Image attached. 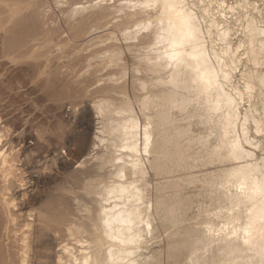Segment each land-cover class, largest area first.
<instances>
[{"label": "rangeland", "instance_id": "rangeland-1", "mask_svg": "<svg viewBox=\"0 0 264 264\" xmlns=\"http://www.w3.org/2000/svg\"><path fill=\"white\" fill-rule=\"evenodd\" d=\"M187 1L189 4L193 2V9L196 10L198 17L200 16L202 26L205 31L209 30L206 37L210 52L216 51L215 53L220 56V68L229 74L226 89L237 95L240 112L237 132L242 138L245 149L252 151L251 159L260 163V169L264 173V85L247 89L246 84L251 80L254 71L264 75V59L258 63L250 59L247 54V32L245 31L246 21L252 16L262 21L264 26V0ZM5 2L10 3L9 5L18 4L19 9L14 15ZM0 3V264H21V259L26 256L28 264H45L46 262V264H56L58 250L67 244L66 239L74 240V238L65 237L61 242L57 236L55 240L53 232L42 229V232H45L41 233L39 230L43 227V223L40 225V222L36 221L39 219L37 217L40 211L49 212L50 208L58 205L59 195L72 199L73 195L64 191L73 190L81 194L79 196L83 198L86 182L95 179L94 171L97 168H93L96 166L94 164L105 160L101 153V160L96 161L97 163L95 162L92 167H90L91 164H87L79 169L77 164L93 146L94 130L86 129L83 123L87 118L93 119L94 102L108 97L115 101L128 97L127 100L139 114L142 109L141 99L148 95L150 98L154 97L145 93L147 88L155 87L153 85L158 78L159 81L167 83L170 80L168 73L170 68H162L161 64L155 66L154 60L148 62V60L139 59L140 47L133 49L131 53L123 47L134 42L126 40L125 36L136 30L137 23L145 19L144 14H138L135 11L138 7L119 10V6H130L128 0L103 2L102 0H0ZM83 4L94 5V7L83 11L82 14L70 15L73 9L80 8ZM88 16L91 17L89 19L91 22L84 27V33H87L77 39L76 33L88 22L82 21V18L85 19ZM225 29L228 31V37L226 36L224 42L218 36ZM91 31L95 36L85 39ZM254 45L260 46L257 41ZM114 46L121 48L123 53L116 60L109 61L107 55ZM139 60L140 63L142 62L141 65L144 64L139 71H136L134 62ZM213 62L215 65L218 63L215 58ZM145 65L155 66L156 71L153 70L151 73V70L144 67ZM142 68L145 71H141ZM140 82L146 83L145 91L135 87ZM108 86L116 91H104V88ZM162 86H158V89ZM118 88H125L126 96ZM185 89L187 90L184 91ZM177 91L175 94L180 95L176 98L178 97L179 100L181 96V103L186 104L183 105V109L180 107L182 110L177 109L179 107L174 109H172L174 106L170 107L174 120L171 131L176 134L181 129L186 134L179 131L176 141L185 143L188 139L196 141L206 138L211 147H216L217 131L214 126L206 125L204 118L206 113L199 96L195 97V92L193 95L188 87L182 85L181 89L180 86L177 88ZM238 93L241 95L238 96ZM184 94L185 97H183ZM187 99L191 100L192 104L188 101L189 104ZM159 101V99L156 100L158 106L151 108V111H146L148 114L151 112L149 116L159 108ZM187 104L191 106H186ZM147 118L149 117L145 119ZM254 120L259 121L261 130H256ZM180 132L182 138H180ZM193 146V151L200 148L197 142L193 143ZM192 165L191 163L190 168L181 165L184 170L180 166L173 174L164 172L156 175L151 172L148 175L147 200L152 231L143 241V251L141 250L143 255L139 258L142 264H170L166 251L172 239L169 240L168 234L174 230L178 234L171 241L174 242L177 238L176 243L187 239L188 235L179 233L186 228L192 230L193 227L198 229L209 225L208 229L214 240L231 231L232 225L217 223V215L222 209L214 204L216 195L209 197L210 194L212 196L218 191V194L228 190L241 192L240 186H228L221 182L218 184L220 180L214 179L215 170L225 169L229 167V164L197 167ZM91 168L94 170L92 171ZM172 182H176L175 188L171 186ZM220 184L221 186L218 187ZM156 186H162V189L159 190L157 187V190ZM214 191L215 193H212ZM171 195L172 198H170ZM158 196H164L167 200L168 198L171 200L189 198L191 207L186 218L182 219L184 224L180 221L182 228L179 227V223L177 225L181 230L176 226L174 229L171 223L167 222V225L166 222L164 224L159 221L155 214V202ZM178 196L181 197L178 198ZM208 197L211 200L214 198L213 201L210 202ZM79 200L87 204L86 197ZM80 210L84 220L85 208ZM222 212L230 211L223 209ZM208 215L211 218L214 215L213 224H216L208 223ZM73 240H70V246L75 243ZM216 244L217 241L212 245L214 250ZM27 245L29 248L26 251ZM24 254L27 255L24 256ZM185 255H187L186 252L183 253L181 262L178 264H184L183 260L188 259ZM155 256L159 257L158 260L161 263L154 260Z\"/></svg>", "mask_w": 264, "mask_h": 264}, {"label": "bare ground", "instance_id": "bare-ground-1", "mask_svg": "<svg viewBox=\"0 0 264 264\" xmlns=\"http://www.w3.org/2000/svg\"><path fill=\"white\" fill-rule=\"evenodd\" d=\"M244 1L246 2V0ZM128 2L130 6H119V10L138 7L135 11L138 14H144L145 19L140 21L139 24L137 23L136 30L125 36L126 40H133L134 42L123 47L129 53L140 47L139 59H145L148 62L154 60L155 66L161 64L163 65V67L160 65L162 68H170L168 70L170 80L166 83L159 81L158 78L156 84L153 85L155 87L147 88L148 90H146L145 82H140L135 86L137 89L146 90L145 93L147 95L151 94L154 99L158 98L160 100V109H156V107V110L150 116L151 112L148 114L146 111L156 105L158 106V102L156 103L158 99L154 100L148 97L150 95L141 99L142 109L139 114L130 101L127 100L128 97L127 99L122 97L120 101L108 97L94 102L92 106L93 119L87 118L83 123L86 129L94 130L93 146L89 153L83 156L77 164L79 169L87 164H91L90 167H92L96 161L101 160V153H103L101 156H104L105 160L94 164L96 166L93 168H97L94 171L95 179L86 182L83 198L79 196L81 194L73 190L64 191L73 195L72 199L67 196L66 198L61 193L62 196L59 195L60 200L56 198L59 200L58 205L55 204L56 207L50 208L49 212L40 211L37 217L39 219L35 220L40 222V225L43 223V227L40 226L42 228L39 231L43 233L45 231L42 232V229H45L53 232L55 240L58 239L62 242L65 237L74 238V240L71 238L66 239L67 244L58 250L56 264H142L139 258L143 255V241L148 233L152 231L150 208L147 200L146 181L148 175L151 172L156 175L164 172L173 174L181 165L190 168L191 163L194 167L228 163L229 167L219 171L215 170L214 179L220 180L218 184L221 182L228 186H240L241 192H237V190L232 192V190L227 189L228 191H222L223 193L220 194H218V191V195H209V197L216 195L215 206L219 205L222 211L223 209L230 211L222 212L219 210L222 213L216 214L217 223L223 222L225 225L230 224L233 226L228 234L222 235L217 240H214L210 234L209 225L206 227L208 230L204 227L201 228L202 226L198 229L193 227L192 230H187L188 228L181 230L177 227L178 223L180 225V221L184 224L182 219L188 214L191 207L189 198L181 199V196H178L180 199L171 200L172 194L167 200L164 196H158L155 202V214L158 216L159 221L164 222V224L171 223L174 225V229L176 226L181 230L179 233L182 232V235H188L187 239L184 241L182 239L181 242L176 243L177 238L174 242L171 240L177 237V231L174 230L168 234L169 240L172 238L166 251L170 264L181 262L180 259L185 252L188 259L183 260L184 264H264V173L260 169V163L258 164L257 161L251 159L253 157L252 151L245 149L242 138L237 132L240 121L237 95L226 89L229 74L220 68V56L215 53L216 51L210 52L209 50L206 37L209 30L205 31L204 26H202L200 16L198 17L196 10L193 9V2L191 4L187 0H128ZM9 4L7 3V5ZM17 5L7 7L11 10L12 15L19 9ZM92 7L94 5L86 6L83 4L82 7L73 9L70 15L72 16L74 13L82 14L83 11H87ZM8 14L10 13L8 12ZM90 18L89 16L85 19L82 18V21L88 22L84 25L82 23L83 28L81 26L80 30L77 28L79 31L76 33L77 39L87 33H84V27L90 24ZM245 26L248 36H246L247 54L253 62H261L264 59V26L262 21L252 16L248 18ZM88 35L85 39L95 36L92 31L88 32ZM227 35L228 31L225 29L218 37L225 42ZM256 41L258 45L260 44L259 47H255L254 43L256 44ZM121 53H123L122 49L114 46L109 50L107 59L114 61L118 56L120 57ZM214 58L218 61L216 65L213 62ZM134 63L136 71H139L144 64L141 65L140 60ZM147 65L144 67L151 70L152 73L155 66ZM143 70L142 68L141 71ZM162 84L165 85L162 86ZM246 84L247 89L264 85V75L254 71L251 80ZM160 85L162 88L158 89ZM181 85L188 87L189 92L192 91L193 95L195 92V97L199 96L200 103L206 113H204L206 125L214 126L217 131L216 147H211L206 138L199 136L197 137L201 139L196 141L188 139L189 135L186 136L188 141L185 143L176 141L181 129L176 134L171 131L174 120L171 116L170 107L174 106L172 109L179 107L177 109L182 110L183 105L186 104L185 102V104L181 103V96L179 97L180 101L177 99L178 97L176 98L180 94L176 95L175 93L179 91V89L177 91L179 86L181 89ZM119 89L126 96L127 93L125 92L127 90L125 88ZM108 90L116 91L111 86L104 88V91ZM189 92L187 91V93ZM183 97H185V94ZM146 117L149 118L145 119ZM254 123L256 130H261L259 121L254 120ZM187 133L192 135L190 132ZM181 135L182 133L180 138H182ZM195 142L200 145L197 151H193V143ZM211 180L213 181V179ZM172 183L170 185L175 188L177 186L176 182ZM157 187L159 190L162 189V186H156V189ZM212 193H215V191ZM85 197L87 204L79 200L85 199ZM213 199L209 201L212 202ZM80 206L85 208L86 217L84 220L83 214H80V209L83 207L80 208ZM208 221L210 225L216 224H213L215 221L214 215L212 218L209 216ZM182 235L178 236L181 238ZM70 240L75 241L73 246H70ZM215 241H217V244L214 250L212 245ZM28 248L27 245L25 250L27 251ZM26 255L24 254V256ZM158 259L159 257L155 256L154 260L161 263ZM28 263L27 256L21 259V264Z\"/></svg>", "mask_w": 264, "mask_h": 264}]
</instances>
